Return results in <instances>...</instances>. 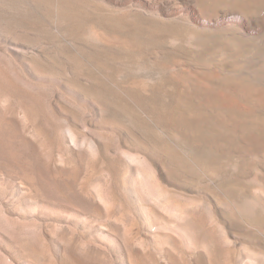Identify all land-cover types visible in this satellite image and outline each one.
I'll return each instance as SVG.
<instances>
[{"label":"rangeland","instance_id":"rangeland-1","mask_svg":"<svg viewBox=\"0 0 264 264\" xmlns=\"http://www.w3.org/2000/svg\"><path fill=\"white\" fill-rule=\"evenodd\" d=\"M263 127L264 0H0V264H264Z\"/></svg>","mask_w":264,"mask_h":264},{"label":"bare ground","instance_id":"bare-ground-1","mask_svg":"<svg viewBox=\"0 0 264 264\" xmlns=\"http://www.w3.org/2000/svg\"><path fill=\"white\" fill-rule=\"evenodd\" d=\"M254 1H255V0H254ZM97 96H98V95H97ZM101 97H102V96H101ZM151 97H152V96H151ZM111 101H112V100H111ZM105 104H106V103H105ZM263 128H264V127H263ZM241 129H242V128H241ZM255 129H256V128H255ZM257 130H258V129H257ZM209 135H210V134H209ZM177 138H178V136H177ZM181 138H182V137H181ZM182 139H183V138H182ZM178 140H179V139H178ZM216 140H217V139H216ZM180 141H181V140H180ZM180 141H179V142H180ZM176 142L178 143V141H176ZM208 142H209V140H208ZM181 143H182V142H181ZM252 144H253V143H252ZM177 145H178V144H177ZM237 146H238V145H237ZM181 147H182V146H181ZM186 148H187V147H186ZM230 149H231V148H230ZM197 150H198V149H197ZM211 158H212V157H211ZM214 159H215V158H214ZM219 161H220V160H219ZM248 161H249V160H248ZM227 162H228V161H227ZM191 163H192V162H191ZM223 163H224V162H223ZM242 164H243V163H242ZM222 171H223V170H222ZM234 174H235V173H234ZM209 177H210V176H209ZM241 183H242V182H241ZM234 185H235V184H234ZM240 186H241V185H240ZM247 186H248V185H247ZM247 188H248V187H247ZM223 189H224V188H223ZM229 195H230V194H229ZM236 196H237V195H236ZM226 197H227V196H226ZM236 202H237V201H236ZM247 204L250 205V206H252L251 203H250V204L247 203ZM252 204H253V202H252ZM234 205H235V204H234ZM245 205H246V204H245ZM237 206H238V205H237ZM239 206H240V205H239ZM254 206H255V205H254ZM233 207H234V206H233ZM239 208H240V207H239ZM245 208H246V207H245ZM245 208H244V209H245ZM244 209H243V210H244ZM251 209L254 210L253 208H250L249 210H251ZM245 210H248V208H246ZM245 210H244V211H245ZM249 210H248V211H249ZM257 211H258V209H257ZM257 211H256V212H257ZM244 214H245V213H244ZM248 214H250V212H249Z\"/></svg>","mask_w":264,"mask_h":264}]
</instances>
